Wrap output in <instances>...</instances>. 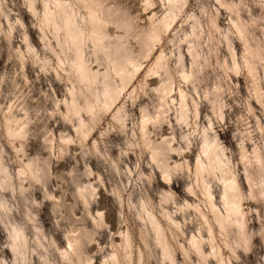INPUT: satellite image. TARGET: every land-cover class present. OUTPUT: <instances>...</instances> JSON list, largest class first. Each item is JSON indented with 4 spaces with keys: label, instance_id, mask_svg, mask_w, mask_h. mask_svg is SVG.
Returning a JSON list of instances; mask_svg holds the SVG:
<instances>
[{
    "label": "clouds",
    "instance_id": "clouds-1",
    "mask_svg": "<svg viewBox=\"0 0 264 264\" xmlns=\"http://www.w3.org/2000/svg\"><path fill=\"white\" fill-rule=\"evenodd\" d=\"M0 264H264V0H0Z\"/></svg>",
    "mask_w": 264,
    "mask_h": 264
}]
</instances>
